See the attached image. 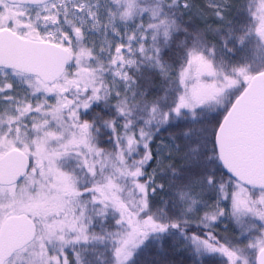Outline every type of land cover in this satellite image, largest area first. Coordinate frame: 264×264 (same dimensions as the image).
<instances>
[{
	"label": "snow or ice",
	"instance_id": "6c2138e0",
	"mask_svg": "<svg viewBox=\"0 0 264 264\" xmlns=\"http://www.w3.org/2000/svg\"><path fill=\"white\" fill-rule=\"evenodd\" d=\"M0 264H264V0H0Z\"/></svg>",
	"mask_w": 264,
	"mask_h": 264
}]
</instances>
